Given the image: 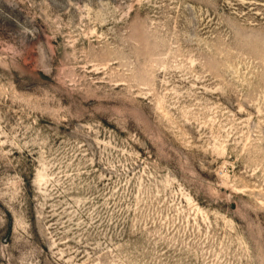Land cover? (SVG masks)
I'll list each match as a JSON object with an SVG mask.
<instances>
[{
    "label": "rangeland",
    "instance_id": "rangeland-1",
    "mask_svg": "<svg viewBox=\"0 0 264 264\" xmlns=\"http://www.w3.org/2000/svg\"><path fill=\"white\" fill-rule=\"evenodd\" d=\"M0 264H264V0H0Z\"/></svg>",
    "mask_w": 264,
    "mask_h": 264
}]
</instances>
